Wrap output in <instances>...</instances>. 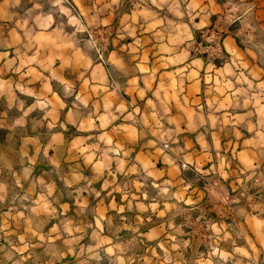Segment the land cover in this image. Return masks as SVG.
I'll list each match as a JSON object with an SVG mask.
<instances>
[{"label": "crops", "instance_id": "1", "mask_svg": "<svg viewBox=\"0 0 264 264\" xmlns=\"http://www.w3.org/2000/svg\"><path fill=\"white\" fill-rule=\"evenodd\" d=\"M70 1L88 26H116L104 51L109 67L88 62L74 42L64 45L61 35L53 39L47 31L58 11H71L64 0H0L8 56L29 59L12 71L27 77L21 89L27 86L34 103L10 128L21 131L18 142L0 150V201H9L5 213L11 218L8 246L21 264H103L94 259L95 250L112 257L126 235L152 240L169 233L168 214L157 221L160 210L136 208L133 214L125 208L147 198L144 173L167 190H197L200 200L190 199L196 207L210 195L204 173L218 170L211 186L230 203L226 222L241 210L246 233L252 231L251 213L264 224V191L258 189L264 179L252 181L251 173L257 163L264 169V132L232 126L248 120L233 105L254 106L250 90L264 91V70L229 26L215 39L227 16L234 17L231 24L249 14L264 25V0L237 16L231 8L240 0ZM67 18L77 20L70 12ZM258 103L264 106V97ZM6 133L16 138L17 132ZM185 169L197 177L194 182L184 178ZM117 215L122 226L115 224ZM150 218L157 223L144 228Z\"/></svg>", "mask_w": 264, "mask_h": 264}, {"label": "rangeland", "instance_id": "2", "mask_svg": "<svg viewBox=\"0 0 264 264\" xmlns=\"http://www.w3.org/2000/svg\"><path fill=\"white\" fill-rule=\"evenodd\" d=\"M64 1L70 7L77 20L74 23L69 21L67 13L68 17L69 12L71 15L73 13L70 10L63 9L58 11L55 23L51 27L48 25L47 31L52 33L53 39H58L61 35L64 45L71 47L74 42V49H78V51L86 55L88 62L102 63L109 67L108 58H106L104 51L110 49L112 34L117 30L116 26H88L83 22L80 10L76 5H73L70 0ZM255 1L240 0L233 2L234 5L231 8L233 15L237 16V13L245 9L250 11ZM233 19L234 17L227 16L220 21L219 28L215 29L219 31L217 38H215L216 42L218 43L222 37L221 34H224V31L229 26V30L240 38L242 47L247 48L254 54L256 64L264 70L263 22L249 14L239 22L230 24ZM5 28V24L4 28L0 27V150L7 144L14 145L18 142L17 138L20 136L21 131L10 128L18 121L20 123L22 118L27 116L28 109L34 104L31 99L32 95L27 96V86L23 85L21 89V84L24 82L23 78H25L24 75L12 71L14 68H18V65H23L26 61L29 62V59L8 56L7 49L10 47L4 33ZM206 30L196 32V37L200 38V35L206 33ZM216 31H208V33H216ZM215 39L209 43L214 44ZM12 43L13 41H11ZM57 60L58 62L60 61V59ZM48 65L51 66L53 64L52 62L49 64L48 61ZM31 78L35 80L33 74H31ZM44 81L50 82V79L44 78ZM51 83L55 88L57 83L53 80H51ZM250 93L254 94V106L242 103L233 105L237 113L247 112L248 115L246 117H248V120L238 119L232 126L237 129V132H264V106L258 103L263 99L264 91L261 92L260 89H254L250 90ZM35 115L40 117L41 114L36 111ZM10 131L17 132L16 138H8L6 132ZM255 165L251 169L253 174L252 181L255 177L264 179L263 164L257 163ZM182 173L184 176L187 175V179L192 180V182L197 179L190 169H185ZM204 174L207 184L214 185V182L218 183L220 178L218 170ZM152 180L145 173L142 175V181L144 182L143 192L147 194V198L137 202L136 205H133L134 202L131 201L127 203L125 208L130 210V213L133 212V214L137 209L142 211V213L148 214L153 211L156 213L160 210L161 215L157 218V221H163L166 218V216L162 217L163 212L168 214L170 216L168 221L172 226L170 232H164L152 240L149 237L150 235H126L120 247L115 249L116 253L114 256L111 257L108 255L110 253L105 251L100 255L95 250L96 257L94 259L101 257L97 261L101 262L102 260L103 264H264V248L260 246L263 244L262 240L264 239V236L261 235L264 224L257 221L255 223V213H251L248 217L252 231L246 233V230L242 227L241 210L235 212V219L230 224L226 222L230 211V203L220 200V195L216 193V190L211 185H208L209 199L204 204L194 207L195 203H191L190 199L195 197L196 202L200 200V194H198L197 190L183 188L182 185L171 186L172 189L167 190L166 185H156L155 180H153L154 184H152L150 182ZM260 186L258 189L263 188L264 191V182ZM250 190L255 191L256 189L252 187ZM15 192L12 189V193ZM183 194L189 195L188 203L178 201ZM149 198H155V200H148ZM255 200L251 199L250 201ZM259 202H262V200H259ZM8 203L9 201H0V264H7L9 261L12 264H21L24 260L20 258L21 256L15 255V251L8 246V243L12 241V235L8 234L7 229L11 218H7L5 213L8 212ZM256 203L254 202V204ZM255 212H258V210L256 209ZM215 213L222 227L215 223V216L212 215ZM119 215H117L118 217L115 216V224L122 226L123 216ZM136 220L138 224L143 222L140 221L139 217ZM19 221L20 218H18V224ZM153 223L157 222L150 218L149 221H145L143 227L146 228L148 224L152 225ZM245 225L248 226L247 223ZM229 232L232 233L233 238ZM151 236H158V233ZM121 256L125 260L124 263L120 259Z\"/></svg>", "mask_w": 264, "mask_h": 264}, {"label": "clouds", "instance_id": "3", "mask_svg": "<svg viewBox=\"0 0 264 264\" xmlns=\"http://www.w3.org/2000/svg\"><path fill=\"white\" fill-rule=\"evenodd\" d=\"M153 2H155V0H153ZM161 2H163V0H161ZM176 0H173V4L175 5Z\"/></svg>", "mask_w": 264, "mask_h": 264}, {"label": "trees", "instance_id": "4", "mask_svg": "<svg viewBox=\"0 0 264 264\" xmlns=\"http://www.w3.org/2000/svg\"><path fill=\"white\" fill-rule=\"evenodd\" d=\"M217 61V60H216ZM184 178H186L187 179V175L186 176H184Z\"/></svg>", "mask_w": 264, "mask_h": 264}]
</instances>
